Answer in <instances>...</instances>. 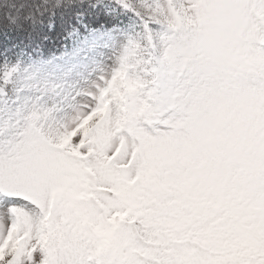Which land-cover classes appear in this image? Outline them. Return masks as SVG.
Instances as JSON below:
<instances>
[{"label": "snow or ice", "instance_id": "obj_1", "mask_svg": "<svg viewBox=\"0 0 264 264\" xmlns=\"http://www.w3.org/2000/svg\"><path fill=\"white\" fill-rule=\"evenodd\" d=\"M51 2L135 28L0 114V264H264V0Z\"/></svg>", "mask_w": 264, "mask_h": 264}, {"label": "rangeland", "instance_id": "obj_2", "mask_svg": "<svg viewBox=\"0 0 264 264\" xmlns=\"http://www.w3.org/2000/svg\"><path fill=\"white\" fill-rule=\"evenodd\" d=\"M110 0H105L109 3ZM116 17L113 25L89 26L78 17L77 24L71 25L65 39L62 52L49 57L34 58L18 51V60L5 54L0 61V114L8 115L15 108L34 100L36 93L52 92L71 95L78 87L94 78L105 63L108 49L116 42L117 34L131 32L135 21L119 7L110 9ZM122 11V12H121ZM118 14V15H117ZM6 123L0 116V127Z\"/></svg>", "mask_w": 264, "mask_h": 264}, {"label": "trees", "instance_id": "obj_3", "mask_svg": "<svg viewBox=\"0 0 264 264\" xmlns=\"http://www.w3.org/2000/svg\"><path fill=\"white\" fill-rule=\"evenodd\" d=\"M65 7L55 6L51 0H0V56L6 52L13 61L18 60V51L34 58L62 52L64 39L78 17L94 27L117 22L102 19V13L90 10L71 16L65 13Z\"/></svg>", "mask_w": 264, "mask_h": 264}]
</instances>
